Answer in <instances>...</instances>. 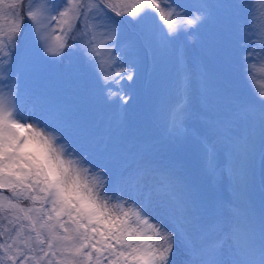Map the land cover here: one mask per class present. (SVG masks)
<instances>
[{
  "label": "snow or ice",
  "instance_id": "1",
  "mask_svg": "<svg viewBox=\"0 0 264 264\" xmlns=\"http://www.w3.org/2000/svg\"><path fill=\"white\" fill-rule=\"evenodd\" d=\"M249 3L228 61L254 99L199 117L207 131L198 133L189 126L197 118L193 77L177 57L172 98L157 114L169 137L198 144L218 186L227 182L230 198H209L143 155L75 146L65 114L45 93V103L29 104L20 82H39L46 57L77 51L115 109L126 111L136 70L124 58L127 44L120 47L125 27L135 22L173 43L203 27L216 6L0 0V264H175L177 248L180 264H264V206L257 216L249 197L257 126L264 162V0Z\"/></svg>",
  "mask_w": 264,
  "mask_h": 264
},
{
  "label": "rangeland",
  "instance_id": "2",
  "mask_svg": "<svg viewBox=\"0 0 264 264\" xmlns=\"http://www.w3.org/2000/svg\"><path fill=\"white\" fill-rule=\"evenodd\" d=\"M197 2L199 0H176V3L186 5ZM189 31L191 35H183L173 43L163 42L158 34L155 33V39L161 46L165 59H168L165 70L169 76L168 80L166 78V91H164L166 94L157 101L158 106L155 117L156 121H158L157 114L159 110L172 98L176 61L177 57H182L193 77L190 107L197 118L191 120L189 126L198 133H204L207 131V128L204 121L199 117L215 118L223 116L229 111H239L246 107L254 99V96L243 78V85L244 82L246 84L242 87L240 93L226 95L225 92L220 91V86L216 82L214 75L216 77L222 75L230 76L232 67L230 63H226L224 67H218V64L211 59L212 51L210 50L213 46L212 39L215 32L212 15L203 27ZM125 44H127V47L123 53L124 58L127 64L134 66L136 70L135 83L126 89L132 97L128 104L124 106L126 111H117L101 87V93H103L106 100L104 108H107L111 125L115 127L112 132L117 134L116 136H112L113 147L102 144L96 134L98 130L89 128L88 119L91 117V113L79 104V92L76 89L77 80L75 76L64 78L63 73L57 69L58 60L56 57L45 58L48 62L43 65L42 79L39 82L30 81L25 83V81L21 80V92L27 91L29 104H36L37 106L45 103L42 93L47 94L49 102L58 107L70 122V126L66 129V134L75 146L90 147L94 145L96 148L106 147L108 150H115L119 153L143 155L156 165L174 170L179 178L191 184L194 189L205 197L230 198L231 192L227 188V182L223 186H218L206 174L201 150L193 139L181 141H184L185 146L188 145L192 149L193 152L189 150L194 157L186 155V158L190 160V165L195 172L198 168L197 170H199L202 177H205L204 181L202 178L197 177L196 173L194 174L192 171L187 170L188 168L184 167L181 160L170 158L169 155L165 154L162 147H156L153 144V137L148 133H144L142 128H140L136 121V99L138 91H142L143 89L147 69L145 68L144 61H142L140 49L137 48L136 44L131 40L121 41L120 47H124ZM13 75H15V71H13ZM158 125L162 130L161 136H163L165 131L159 121ZM256 133L257 151L253 176L250 182L249 197L258 216L262 206H264V193L260 190V185L264 186V162H262L259 152L258 126ZM173 259L175 264H180V261L183 259V254L179 248L175 250Z\"/></svg>",
  "mask_w": 264,
  "mask_h": 264
},
{
  "label": "trees",
  "instance_id": "3",
  "mask_svg": "<svg viewBox=\"0 0 264 264\" xmlns=\"http://www.w3.org/2000/svg\"><path fill=\"white\" fill-rule=\"evenodd\" d=\"M203 2L216 6L211 9L215 31L212 39L213 46L210 50L212 51L211 59L218 64V67H224L226 63H229L228 53L236 46V40L238 39L235 34V27L240 19L248 20L251 5L249 0H203ZM110 15L114 14L110 13ZM115 19L128 20L129 18L115 17ZM252 39H255V37L253 36ZM127 40L133 41L140 49L142 61H144L147 69L143 89L137 93L136 121L144 133H148L153 137L154 144L158 148L162 147L163 151L169 154L170 157L181 160L188 170L194 174L196 173L197 177L202 178L204 181V177L197 170L198 168L195 172L190 165V160L186 158V155L194 157L192 149L188 145L185 146L184 141L173 139L167 134L162 137L159 132L161 128L155 117L158 106L157 101L166 94L164 92L166 91L165 84L167 82L166 78L168 80L169 76L165 70L168 59H165V54L155 39V33L149 27L137 26L135 22H132L121 33L120 42ZM72 43L70 40L69 44ZM18 55L19 52L14 54V67ZM56 59L58 60L57 69L63 73L64 78L75 76L77 80L76 89L79 92V104L91 113V117L88 119L89 128L98 130L96 134L101 141L113 147L112 136L117 134L112 132L115 127L111 125L107 108H104L106 100L103 93H101L102 84L98 80L95 71L77 51L65 49L64 55L56 57ZM231 69L230 76L216 77L214 75L220 90L227 95L240 93L242 87L246 84L244 82L243 85L242 78L237 75L233 67Z\"/></svg>",
  "mask_w": 264,
  "mask_h": 264
}]
</instances>
